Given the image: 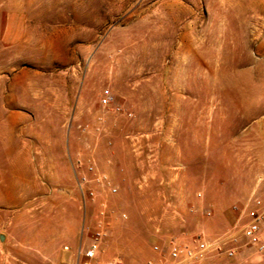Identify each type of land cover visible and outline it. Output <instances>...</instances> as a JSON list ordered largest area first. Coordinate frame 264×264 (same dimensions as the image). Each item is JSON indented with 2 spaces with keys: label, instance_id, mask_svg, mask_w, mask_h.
I'll return each instance as SVG.
<instances>
[{
  "label": "rangeland",
  "instance_id": "rangeland-1",
  "mask_svg": "<svg viewBox=\"0 0 264 264\" xmlns=\"http://www.w3.org/2000/svg\"><path fill=\"white\" fill-rule=\"evenodd\" d=\"M77 158L119 191L84 198ZM263 175L264 0H0V264H82L103 209L102 259L145 264ZM243 242L212 263L264 264Z\"/></svg>",
  "mask_w": 264,
  "mask_h": 264
},
{
  "label": "built area",
  "instance_id": "built-area-1",
  "mask_svg": "<svg viewBox=\"0 0 264 264\" xmlns=\"http://www.w3.org/2000/svg\"><path fill=\"white\" fill-rule=\"evenodd\" d=\"M100 103L103 106L113 107L116 111H123V107L115 104L114 96L109 92L103 94ZM74 170L84 198L95 196V191L90 187L92 183L113 194L119 191V186L113 183L106 173L99 171L94 161L85 162L77 158L74 162ZM259 182L264 184V175ZM239 211L237 223L214 239H208L199 233L190 243L171 239L165 246L159 243L154 244L153 251L156 255L145 264H206V260L215 255L234 258L237 256L240 240H243V244L255 252L264 254V195L262 192L255 188L248 200L239 207ZM205 215L211 216L212 210H205ZM126 216L124 213L123 217ZM106 219V212L103 209L100 211L98 229L93 232L88 243L79 248L78 255L82 264H124L119 256L109 260L102 259V244L107 234L104 228Z\"/></svg>",
  "mask_w": 264,
  "mask_h": 264
},
{
  "label": "crops",
  "instance_id": "crops-1",
  "mask_svg": "<svg viewBox=\"0 0 264 264\" xmlns=\"http://www.w3.org/2000/svg\"><path fill=\"white\" fill-rule=\"evenodd\" d=\"M254 251V250H253ZM255 252V251H254ZM257 253V252H256ZM260 254V253H258ZM250 255H252L251 252L249 251H245V250H242L240 252L237 253V256L234 257V258H244V257H250ZM222 258H226V259H230L233 261L234 258H228L226 257L225 255H215V256H211L209 257L207 260H206V264H218V263H212V261H215V260H218V259H222ZM215 259V260H214ZM231 264H234V263H231Z\"/></svg>",
  "mask_w": 264,
  "mask_h": 264
},
{
  "label": "water",
  "instance_id": "water-1",
  "mask_svg": "<svg viewBox=\"0 0 264 264\" xmlns=\"http://www.w3.org/2000/svg\"><path fill=\"white\" fill-rule=\"evenodd\" d=\"M1 238H2V239H4V238H5V236H4V235H1Z\"/></svg>",
  "mask_w": 264,
  "mask_h": 264
}]
</instances>
